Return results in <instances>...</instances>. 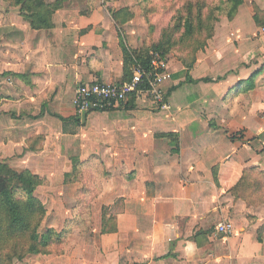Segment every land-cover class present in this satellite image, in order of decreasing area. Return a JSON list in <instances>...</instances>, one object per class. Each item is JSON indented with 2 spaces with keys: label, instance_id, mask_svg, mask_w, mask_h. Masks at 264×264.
<instances>
[{
  "label": "crops",
  "instance_id": "0c3cea01",
  "mask_svg": "<svg viewBox=\"0 0 264 264\" xmlns=\"http://www.w3.org/2000/svg\"><path fill=\"white\" fill-rule=\"evenodd\" d=\"M251 11V0H244L191 73L170 60L172 79L164 85L170 111L145 94L132 108L80 116L73 105L79 85L125 80L123 46L139 50L145 40L135 13L99 6L85 16L80 1L69 0L50 28L35 30L15 0H0V158L44 180H65L68 157L107 174L93 208L99 236L80 237L79 246L70 240L63 255L48 257L50 264H225L204 253L224 236L217 232L221 223L234 226L228 260L264 264V141L228 139L195 120L201 98L187 78L196 74L194 81L209 86L215 81L204 79L244 60L251 45L238 48L230 31L233 38L234 29L247 32L243 22L250 24ZM231 76L213 84L217 100ZM119 201L117 231L103 234L102 207L113 211Z\"/></svg>",
  "mask_w": 264,
  "mask_h": 264
},
{
  "label": "rangeland",
  "instance_id": "374dc122",
  "mask_svg": "<svg viewBox=\"0 0 264 264\" xmlns=\"http://www.w3.org/2000/svg\"><path fill=\"white\" fill-rule=\"evenodd\" d=\"M80 1L82 11L87 10V1L90 0H77ZM94 10L97 7H102L108 12L113 10L124 9L130 13H135V16L139 19V25H135V29L141 27L143 29L144 41L148 45L152 44L153 38H159V35L163 32L166 27L172 26L175 23L181 21L187 17L188 13L193 11L194 14L200 11L203 14L208 15L211 11H214L215 15L219 17L218 23L215 25L214 37L217 29L222 25L223 22L229 20L232 21L239 12L240 7L243 5L242 0L241 6L238 8L237 14L233 19L228 18V12L232 8L233 4L229 3L228 0H92ZM252 7V21H244V27L249 28L247 32H244V28L234 29L236 37L233 38V31H230V36L235 40V45L240 48L247 43L251 45L250 52H245L243 55V61L233 67H226L220 74L215 76H209L213 83L209 86H200V83H191L196 88L192 91L196 96L199 97V101L195 104L197 109V115L195 120L209 124L213 132L216 135L224 134L229 138L240 139L243 142H252L256 138L264 141V35H262V29L264 27V0H251ZM248 10L244 8V11ZM249 12V11H248ZM145 13V14H144ZM148 15V19L147 16ZM141 32V30H140ZM214 37L208 42L207 47L197 53V61L190 69L189 73L193 71L197 65L198 58L202 53H206L209 48V43L213 41ZM249 50V47H246ZM252 54L249 56V53ZM180 55H183L181 49L176 52H172L170 55L163 57L170 67V60L175 63H180ZM184 65V64H182ZM185 67V66H184ZM171 71V70H170ZM196 75V74H195ZM190 75V77H195ZM232 75V76H231ZM198 76V75H197ZM231 76L233 82L230 84L225 83L220 93L223 98L217 100L216 90H214V83H219L223 80H228ZM253 78V86H250L247 81ZM193 79V78H192ZM190 84V83H189ZM188 84V85H189ZM198 85V87H197ZM221 85V84H220ZM170 87V86H169ZM209 87V88H208ZM215 100V104L212 106L213 111L210 110L209 95ZM207 95V98H204ZM225 109V113L222 112V108ZM219 108V109H218ZM237 111V112H235ZM225 114V115H224ZM87 122V119L82 120ZM223 124V126H221ZM237 126H234V125ZM233 127H237V132L234 133ZM248 127V128H246ZM250 131V132H249ZM70 167V173L73 172V158L68 157ZM71 158V159H70ZM0 158V162H4ZM86 162L81 163V171L83 179L75 182H69V180H63L58 178L45 179L44 184L38 188L36 195L44 203L47 214L46 218L40 229L41 233H44L45 229L52 228L57 232L63 231L66 226L73 227L69 222L74 221L73 219L81 220L85 219L86 223L84 227L79 225V228L73 230L67 242L71 246H79L81 238L94 236L96 228L94 227L93 208L94 204L101 202V197L105 192L104 179L100 177L103 173L106 174V170L101 166L85 165ZM67 167L63 168L65 171ZM86 172V173H85ZM60 175V174H57ZM107 175V174H106ZM83 195L85 207L82 211H77V202L79 197ZM83 205V204H82ZM120 201L117 202L118 207H114L113 211L109 214L116 217V212L119 210ZM104 207V206H103ZM102 207V214H103ZM99 215L97 214V219ZM117 219V217H116ZM103 224V223H102ZM81 237V238H80ZM232 238L233 236H228ZM227 236H218L214 242L204 251V253L214 254L219 259H225V264H242L240 260L231 259L227 257L231 256V248L229 244V238ZM49 255H29L21 261H14L13 264H50L49 256H58L61 251V246L53 245L50 249Z\"/></svg>",
  "mask_w": 264,
  "mask_h": 264
},
{
  "label": "trees",
  "instance_id": "16d2710c",
  "mask_svg": "<svg viewBox=\"0 0 264 264\" xmlns=\"http://www.w3.org/2000/svg\"><path fill=\"white\" fill-rule=\"evenodd\" d=\"M69 0H55L54 3L46 4L44 0H15V5L20 7V11L31 27L35 30L50 28V19L55 11L64 7ZM233 6L228 12V18L233 19L237 14L242 0H228ZM94 11L92 0L87 1V10L83 14L90 15ZM145 14V13H144ZM147 19L149 18L146 14ZM214 11L208 15L200 11L194 14L189 12L187 17L166 27L154 39L152 44L144 43L142 48L129 51L123 46L125 56L126 78L123 82L132 78L133 69L140 65L147 73L152 69L153 55H160L162 58L181 49V63L190 71L197 61V53L203 51L208 42L214 37L215 25L218 23ZM189 83H198L188 75ZM204 82H213L212 79H204ZM247 83L253 86L254 79L250 78ZM136 102V96L132 95L125 103V107L132 108ZM61 119V118H60ZM64 120V119H61ZM174 135H161L167 138ZM86 166L89 163L85 164ZM91 165V164H90ZM73 172L66 176L69 182L83 179L81 163L73 160ZM86 173V172H85ZM107 176L105 173L100 177ZM249 177H245L246 183H250ZM251 179V178H250ZM44 179L30 171H16L8 161L0 162V264H13L21 261L29 255H49V249L53 245L61 246L58 255H63L67 242L73 230L84 227L85 219L69 222L73 227L66 226L63 231L57 232L55 229L47 228L44 233L40 229L46 218L47 209L44 203L37 197L36 192L44 184ZM259 186L258 184H255ZM83 195L78 199L77 211H82L85 207ZM83 204V205H82ZM102 233L110 234L117 231V219L109 214L107 207H103Z\"/></svg>",
  "mask_w": 264,
  "mask_h": 264
},
{
  "label": "built area",
  "instance_id": "2783aa9c",
  "mask_svg": "<svg viewBox=\"0 0 264 264\" xmlns=\"http://www.w3.org/2000/svg\"><path fill=\"white\" fill-rule=\"evenodd\" d=\"M264 35V27L262 29ZM172 79L168 62L160 55H153L152 69L147 73L140 65L133 69L132 78L121 83L81 84L77 87L73 101L74 109L80 116L95 112H108L122 108L129 97L140 98L148 95L161 111H170L171 104L164 90L166 82ZM217 232L224 236L234 233L231 223H221Z\"/></svg>",
  "mask_w": 264,
  "mask_h": 264
}]
</instances>
